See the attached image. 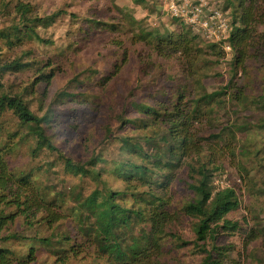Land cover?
I'll return each instance as SVG.
<instances>
[{"label": "rangeland", "instance_id": "obj_1", "mask_svg": "<svg viewBox=\"0 0 264 264\" xmlns=\"http://www.w3.org/2000/svg\"><path fill=\"white\" fill-rule=\"evenodd\" d=\"M17 2L30 3L37 16L55 14L54 22L36 28V34L25 30L14 11ZM200 3L222 10L229 23L226 38L208 39L186 22V13L193 16L190 10ZM176 4L177 10L164 0L3 1L0 97L20 94L35 113L48 114L47 134L76 163L84 164L95 156L102 159L93 166L102 173L101 179L70 171L58 152L44 148L35 154L36 138L29 128L12 113L0 111V147L10 148L7 157L11 168L32 173L52 192V198L64 196L63 219L52 228L45 223L32 227L23 216L16 220L10 231L24 234L26 241L12 240L7 246L18 255L29 252L31 237L67 234L74 247L85 250L79 255L67 254L65 264H118L101 251L93 228L91 235L89 231L82 234L89 238H82L74 211L78 207L76 196L84 199L96 188L106 187L124 193L120 201L129 207H148L153 200L149 192L167 195L161 209L170 216L162 220L166 226H157L162 253L158 259L153 254L152 259L161 264H202L205 253L196 244L195 219L183 208L195 199L190 185L200 178L198 169L207 165L214 170L216 187L234 188L240 202L227 216L238 221L240 229L222 232L218 239L219 245L229 247L227 262L264 264V54L251 51L245 69L235 66L230 36L238 0H189L185 12L182 3ZM157 33L175 35L177 41L183 40L182 45L188 38L191 54L187 57L174 51L171 47L177 48L175 42L164 48L169 55L158 54L151 42ZM144 34L149 35L142 37ZM15 60L29 66L22 71L3 69ZM48 74L53 77L46 83L43 75ZM68 93L79 96L69 98ZM174 101L176 105L184 103L179 107L186 112L200 105L194 132L205 147L201 154L181 156L178 148L172 152L174 142L167 145V128L161 119L148 127L142 122L135 128L123 124L124 118H149L140 110L141 105L157 106L165 113ZM121 136L141 143L143 151L126 149ZM144 137L150 140L142 141ZM146 153L152 155L150 161ZM126 161L148 166L163 161L162 167L150 174L156 183L142 184L126 167L122 172L131 180L122 178L117 167ZM149 209L145 217L135 218L136 228L126 232L124 242L140 232L147 234V225H157ZM178 236L190 244H179ZM52 251L50 246L36 243L32 264H62Z\"/></svg>", "mask_w": 264, "mask_h": 264}, {"label": "trees", "instance_id": "obj_2", "mask_svg": "<svg viewBox=\"0 0 264 264\" xmlns=\"http://www.w3.org/2000/svg\"><path fill=\"white\" fill-rule=\"evenodd\" d=\"M4 0H0L2 6ZM3 9V6L1 7ZM14 11L19 16L20 23L26 28L25 30L35 33L36 28L40 26L48 27L54 22V15L37 16L34 14V8L30 3L17 2L14 5ZM235 28L232 29L230 43L234 49L236 62L235 66L246 68V62L250 57V52L255 54L263 52L264 54V0H238L236 5ZM57 16V14H56ZM16 29H19L18 27ZM22 30V28H20ZM1 34V33H0ZM2 36H5L2 33ZM23 34V33H22ZM144 34L142 37L148 36ZM18 41L21 42L19 32ZM147 38V37H146ZM184 38V37H183ZM150 40V39H149ZM156 41V42H155ZM181 41L176 40L175 35L168 37H154L153 47L156 52L162 56L169 55L165 51V46H171L173 42L177 43L176 52H182L187 57L191 54L188 46L190 40L185 39L186 44L182 45ZM14 42V41H9ZM167 50L168 49L166 48ZM29 66V63H23L15 60L10 64L4 65L3 69L12 71H22ZM46 77L45 82L49 83L53 75H43ZM232 83V82H231ZM231 83L229 85L232 87ZM69 98L78 97V94H69ZM182 99V98H181ZM264 99V97H262ZM183 102V101H180ZM174 101L170 109L165 113L160 112L157 106L141 105V111L145 116L151 118L134 119L124 118L123 124L126 126L137 127L139 123H144L145 127L151 126L155 119H161L165 123L166 134L165 139L167 145L172 141V152L178 148L181 150V156L190 157L194 154H201L205 149L204 145L196 138L194 132V121L198 119L200 105L193 106L195 111H188L180 108ZM0 111L10 112L19 122L29 128L30 133L36 138V150L47 149L49 151L58 152L61 158L64 159L65 166L70 171H78L81 176H90L96 180L102 178V173L99 169H93L102 159L98 156L92 157L86 163H76L72 158L67 157L53 142L45 130V124L49 122V115L42 116L35 113L29 105V101L24 99L20 94H3L0 97ZM167 114V115H166ZM264 125V123H263ZM120 140L123 145L135 152H142L143 145L139 142H134L128 136H121ZM150 140L149 137L142 138V141ZM176 144V145H175ZM209 146V145H207ZM10 148L0 147V264H32L36 260V243H42L52 248L54 256L62 264L67 262V254L73 252L79 255L85 249L83 247H74L71 243L72 237L67 234L54 233L49 237L34 236L30 239V249L26 255H18L14 250L7 246L9 241H26V236L18 231L11 232L10 228L16 220L23 216L25 223L32 227L37 223H45L51 228L63 219L64 211H62V201L64 196L51 197V191L47 187L41 186L37 178L32 176V173L11 168L8 161V153ZM209 150H214L210 147ZM213 152V151H212ZM146 158L150 161L152 155L146 153ZM163 161H155L152 166L133 163L126 161L119 164L117 171L122 178L130 182L131 177L141 181L142 184H155L156 180H152L150 174L156 173L160 169ZM123 167L129 168L132 175L123 173ZM200 178L190 188L195 192V199L186 204L183 208L184 213L195 219V234L196 244L203 248L205 257L202 264H230L227 262L229 257L227 250L229 247L218 244V239L222 232H231L240 229L238 221L230 220L227 216L232 211L239 207V199L234 188L228 187L218 189L215 185V173L207 165H203L198 169ZM165 176V175H164ZM143 178V179H142ZM145 178V179H144ZM164 183H160L163 187ZM132 188V187H129ZM153 200L148 206L153 213L150 216L157 222L155 225H147L150 230L147 234L133 235L128 241L123 239L128 230H133L134 224L138 217H145L148 207L141 205L126 206L120 201V197L124 193L114 192L109 188H96L84 199L79 195L75 197L77 206L75 207V215L80 223V233L83 239L84 232L89 231V234H96L100 239V249L110 257L115 258L118 264H161L159 260H153V254H156L157 259L162 253L163 243L161 241V231L157 226H166L164 222L170 216L168 211L161 209L166 205L167 195L161 196L153 192H149ZM169 200V199H168ZM163 205L161 206V204ZM139 221V220H138ZM141 226V225H140ZM87 227L89 229H87ZM87 229V230H86ZM138 235H141L140 237ZM93 239V238H92ZM179 244L185 246L190 242L178 236ZM64 244L60 247V244ZM211 245V248H208ZM155 259V258H154ZM235 264V263H232ZM238 264V263H237Z\"/></svg>", "mask_w": 264, "mask_h": 264}, {"label": "built area", "instance_id": "obj_3", "mask_svg": "<svg viewBox=\"0 0 264 264\" xmlns=\"http://www.w3.org/2000/svg\"><path fill=\"white\" fill-rule=\"evenodd\" d=\"M170 3L173 9L177 10L179 7L177 3L184 5L183 11L187 10V2L189 0H164ZM182 5V6H183ZM180 10V9H179ZM193 16L188 17L186 13V22L191 24L194 29L200 33L204 32V35L208 39H221L226 38L229 32V23L223 18V13L220 8H208L204 3H200L192 10H190ZM2 19L0 17V27Z\"/></svg>", "mask_w": 264, "mask_h": 264}]
</instances>
